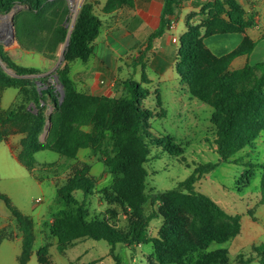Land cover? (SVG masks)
<instances>
[{
  "label": "trees",
  "instance_id": "obj_1",
  "mask_svg": "<svg viewBox=\"0 0 264 264\" xmlns=\"http://www.w3.org/2000/svg\"><path fill=\"white\" fill-rule=\"evenodd\" d=\"M181 2L165 0L160 26L150 38L161 35L170 26ZM131 3V0H108L103 10L111 12ZM16 4L24 7L13 18L22 48L54 60L69 36L64 64L59 70L65 93L61 103L56 100L55 114L50 116L49 135L41 142L39 135L46 125V98L54 95L52 85L46 77L30 76L41 70L21 66L3 56L14 74L0 63V143L6 133L5 123H16L28 114L30 125L26 126L27 135L19 153L28 168L35 165L34 154L43 149L76 158L81 149L98 148L108 170L122 173L101 193L107 200L120 203L129 214V229H118L104 218L89 217L84 202L75 196V191L79 190L85 195L94 192L95 181L87 175L89 168L85 166L77 169L58 190L59 201L66 206L53 217L50 226L51 233L57 237L58 250L65 251L83 239H103L111 246L110 252L117 264H122L119 254L115 253L118 244L133 246L153 241L156 246L175 253L178 264H228L226 248H207L213 241L226 242L237 236L241 231L240 215L228 213L210 196L195 191L194 184L222 162H241L234 156L251 146L264 129V61L247 62L242 67L232 68L235 57L252 51L251 40L246 38L228 54L216 56L206 46L204 38L220 32H244L257 25V12H247L237 0H206L199 12L200 22L189 23L187 31L179 38L176 71L193 96L214 108L212 123L219 159L199 164L178 187L148 194L145 191L148 174L145 163L149 144L142 127L148 124L151 110L141 105V83L129 78L124 81L129 95L108 96L80 92L70 78L71 63L77 59L88 60L94 39L102 27L93 5L87 2L81 5L70 30L68 0H0V13H8ZM215 25L218 27L211 29ZM38 81L50 86L42 88ZM8 87L19 89L21 103L4 109L1 97ZM28 101L36 105L37 113L27 108L29 104L24 106ZM158 142L171 153L182 151L172 144V139H159ZM0 199L6 202L22 235V252L18 260L20 264H27L35 242L33 220L2 192ZM155 218L163 219L160 237L149 235L150 222ZM256 250L264 253V243L256 246ZM38 261L50 264L43 253L39 254Z\"/></svg>",
  "mask_w": 264,
  "mask_h": 264
},
{
  "label": "rangeland",
  "instance_id": "obj_2",
  "mask_svg": "<svg viewBox=\"0 0 264 264\" xmlns=\"http://www.w3.org/2000/svg\"><path fill=\"white\" fill-rule=\"evenodd\" d=\"M68 3L70 4V0ZM261 4L262 1L259 0L258 10ZM70 7L69 29L72 30L70 25H74L81 3L74 0V6L70 4ZM13 9L14 7L6 15L0 13V63L11 74L14 71L8 67L3 56L21 66L35 67L41 73L30 76L46 77V81L51 83L54 95H47L44 107L46 125L39 135V140L45 142L51 129L50 116L55 114L56 100L61 103L62 90L65 91L59 79L64 54L62 55L61 49L58 58L54 59L53 67H47L49 60L42 54L30 51L22 53L17 37L13 39L9 30V24L14 18ZM5 16L6 19L3 18ZM216 27L218 26L211 29ZM257 61H264V58ZM177 76L179 81H170L161 88L158 83L153 86L141 83V105L151 110L148 124L142 127L149 144L145 163L148 171L145 191L148 194L178 187L199 164L219 159L216 131L212 123L214 108L193 96L188 84L181 80L178 73ZM41 86L43 88V84ZM3 93L1 102L4 107L1 106L4 109L21 103L20 98H16V88L9 87ZM122 95H129L126 89ZM15 98L16 101L13 102ZM28 104L29 101L24 106ZM27 108L33 113L38 111L35 104ZM23 116L16 123L6 122L4 125L6 133L2 142L6 141L11 145L14 159L0 149V192L33 220L35 242L27 264H41L38 261L41 253L50 264H117L110 252L111 246L103 239L79 240L65 251H59L57 237L51 233L50 226L53 217L66 208L59 201V188L77 169L88 166L87 175L95 181L94 192L85 195L79 190L75 191V196L84 202L89 217L104 218L116 228L128 230L129 214L120 203L107 200L101 193L103 188L110 186L122 173L108 170L98 148L82 149L76 158L43 149L34 154L35 165L28 168L19 157L23 139L27 135L26 126L30 125L28 114ZM12 134L20 137L13 144L10 139ZM165 138L172 139V144L182 151L171 153L163 143L158 142ZM236 158L242 161L222 162L215 170L199 177L194 184L195 191L207 194L228 213L240 215L241 220V231L237 236L226 242L213 241L207 250L226 248L229 252L228 264H262L264 253L257 251L256 246L264 243V129L251 146L234 156ZM163 224L162 218L153 219L149 225V235L160 237ZM19 235L22 237L12 213L6 202L0 199V264H20L18 258L22 252V240L17 239ZM115 253L119 254L122 264H178L175 253L156 246L153 241L133 246L118 244Z\"/></svg>",
  "mask_w": 264,
  "mask_h": 264
},
{
  "label": "crops",
  "instance_id": "obj_3",
  "mask_svg": "<svg viewBox=\"0 0 264 264\" xmlns=\"http://www.w3.org/2000/svg\"><path fill=\"white\" fill-rule=\"evenodd\" d=\"M79 1L81 5L85 2L93 5L102 27L94 39L92 54L88 60L77 59L70 65V78L78 91L120 96L127 90L124 81L129 78L149 86L158 83L160 88L170 81L180 80L175 70L180 43L174 42L172 36L180 38L187 31L189 23L200 22L199 12L206 0H182L175 17H172L175 23L154 38L150 36L160 26L165 0H131V4H123L111 12L103 10L108 0ZM237 1L247 12H257V25L247 28L244 32H220L204 38L206 46L216 56L228 54L246 38L251 40L252 51L235 57L231 62L232 68L242 67L247 62L254 64L264 58V0H261L259 10V0ZM70 26L72 29L73 24ZM20 49L22 53L29 52L21 47ZM61 49L63 52L62 46L59 51ZM48 60L47 67H53L54 60ZM46 87L47 84H44L43 88ZM16 89L17 98L20 91ZM32 104L31 102L28 107ZM1 105L4 107L3 102ZM19 138L18 134H12L11 143H15ZM0 149L14 159L8 142H2ZM19 238L22 240L20 235L17 236V239Z\"/></svg>",
  "mask_w": 264,
  "mask_h": 264
},
{
  "label": "water",
  "instance_id": "obj_4",
  "mask_svg": "<svg viewBox=\"0 0 264 264\" xmlns=\"http://www.w3.org/2000/svg\"><path fill=\"white\" fill-rule=\"evenodd\" d=\"M23 5H16V6H14V14L18 11V10H20L21 9V7H22ZM2 15H6V13H3ZM9 30H10V34L12 35V38L13 39H16V32H15V27H14V21H13V19L11 20V22H10V24H9ZM69 45V36H68V38H67V40H66V42H65V45H64V48H63V52H62V55L64 54V52H65V49L67 48V46ZM59 62H61V58L59 59ZM56 77H57V75H55ZM60 85L62 86V84L60 83ZM63 97H64V92H63V90H62V96H61V100L63 99ZM32 106V105H31Z\"/></svg>",
  "mask_w": 264,
  "mask_h": 264
},
{
  "label": "built area",
  "instance_id": "obj_5",
  "mask_svg": "<svg viewBox=\"0 0 264 264\" xmlns=\"http://www.w3.org/2000/svg\"><path fill=\"white\" fill-rule=\"evenodd\" d=\"M70 4L74 6V0H70ZM174 23H175V20H174V18H172L169 27H171ZM172 40H173L174 42H179V37L173 35V36H172Z\"/></svg>",
  "mask_w": 264,
  "mask_h": 264
},
{
  "label": "bare ground",
  "instance_id": "obj_6",
  "mask_svg": "<svg viewBox=\"0 0 264 264\" xmlns=\"http://www.w3.org/2000/svg\"><path fill=\"white\" fill-rule=\"evenodd\" d=\"M4 19H6L7 18V16H5V17H3ZM10 35V34H9ZM12 42V41H11Z\"/></svg>",
  "mask_w": 264,
  "mask_h": 264
}]
</instances>
